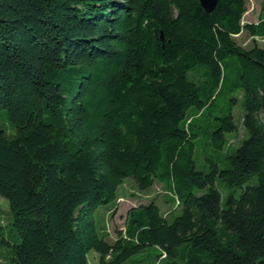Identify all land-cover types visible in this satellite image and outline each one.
I'll return each mask as SVG.
<instances>
[{
  "label": "trees",
  "instance_id": "1",
  "mask_svg": "<svg viewBox=\"0 0 264 264\" xmlns=\"http://www.w3.org/2000/svg\"><path fill=\"white\" fill-rule=\"evenodd\" d=\"M260 7L242 25L246 0H0L11 264H89L92 250L147 264L151 249L159 264H264V48L233 38H264ZM237 103L247 137L232 148ZM127 178L161 183L181 209L169 221L154 201L133 207L109 242L96 213Z\"/></svg>",
  "mask_w": 264,
  "mask_h": 264
},
{
  "label": "rangeland",
  "instance_id": "2",
  "mask_svg": "<svg viewBox=\"0 0 264 264\" xmlns=\"http://www.w3.org/2000/svg\"><path fill=\"white\" fill-rule=\"evenodd\" d=\"M262 0H246V11L244 12L241 24L254 23L259 20L260 4ZM235 41L244 48H249L254 44L264 48V38L250 35L247 30L242 29L238 34L233 35ZM238 97V93L235 94ZM234 120L237 124V129L233 133H228V143L234 148L239 145L244 137H247V132L243 126L242 114L243 108L240 103L233 106ZM210 151V147H206ZM211 153V152H209ZM205 155H198L199 164L197 167L204 168L206 166ZM201 166V167H200ZM216 187L222 195V205L225 206V197L230 188H227L219 179L215 182ZM239 189L233 191L237 194ZM156 202L162 215L169 221L172 220L180 212V204L167 200V193L161 183L156 182L147 190H140L133 179L127 178L124 180L118 190V199L115 205L100 207L97 211V223L100 234L109 242H113L117 238V232L125 229V217L129 209L140 205ZM11 213L7 199L0 195V264H11L14 245L20 241V237L16 234L14 227L10 225ZM156 249H151L141 254L138 258L144 260L147 264H159L154 255ZM99 256L95 251L88 253L89 264H99ZM162 261V260H160Z\"/></svg>",
  "mask_w": 264,
  "mask_h": 264
},
{
  "label": "water",
  "instance_id": "3",
  "mask_svg": "<svg viewBox=\"0 0 264 264\" xmlns=\"http://www.w3.org/2000/svg\"><path fill=\"white\" fill-rule=\"evenodd\" d=\"M216 2L217 0H200V4L208 12H210L214 8ZM161 40H164L162 32H161Z\"/></svg>",
  "mask_w": 264,
  "mask_h": 264
},
{
  "label": "bare ground",
  "instance_id": "4",
  "mask_svg": "<svg viewBox=\"0 0 264 264\" xmlns=\"http://www.w3.org/2000/svg\"><path fill=\"white\" fill-rule=\"evenodd\" d=\"M178 203V202H177Z\"/></svg>",
  "mask_w": 264,
  "mask_h": 264
}]
</instances>
